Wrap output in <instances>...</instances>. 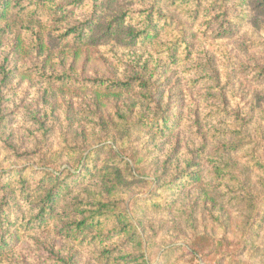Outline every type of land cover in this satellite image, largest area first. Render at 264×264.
Returning a JSON list of instances; mask_svg holds the SVG:
<instances>
[{
    "label": "trees",
    "instance_id": "trees-1",
    "mask_svg": "<svg viewBox=\"0 0 264 264\" xmlns=\"http://www.w3.org/2000/svg\"><path fill=\"white\" fill-rule=\"evenodd\" d=\"M53 1L0 0V44L12 35V55L17 60L29 57L42 79L68 86L72 78L68 71L48 67L57 56H78L92 42L94 27L91 21L89 28L74 24L51 30L45 24L57 12ZM92 1L99 13L102 0ZM107 1L105 12L115 16L107 21L112 38L123 32L132 40L141 36L144 44L149 41L159 45L156 41L162 40L174 66L183 67L185 59L194 63L190 65V75H168L164 89L150 91L142 77L95 80L96 89L114 95L139 90L136 99L141 103L145 104V95H149L157 108L163 109L165 93L172 83L181 98L179 115L175 114L173 123H169L167 115L156 121L149 106L135 110L136 102L122 111L120 119H112L113 126L106 130L112 144L90 149L87 154L86 148H76L68 139L59 144L52 142L49 134L56 125L48 124L46 128L41 123L38 138L43 145L38 143V164L52 169L38 171L40 181L36 185H30L24 174H3L0 256L9 253L10 237L18 240L23 228L31 225L32 211V228H37L38 222V228H42L50 218L61 217L59 206L74 211L71 201L75 197L67 183L70 177L65 175L72 168L76 171L71 172L74 182L83 189V200L93 208L84 214L78 211L79 216L67 212L62 222L71 221L75 226L66 228L65 233L73 242L78 235L95 232L93 245L98 251L102 248L95 258L99 264H149L152 257L169 261L174 254L195 259L203 257L201 247L215 246L228 238H235L238 251L223 253L218 264H264V0H166L164 5H160L162 0H135L146 18L143 32H138L133 20L127 18L122 3ZM237 11L243 15L241 22L235 20ZM118 19L120 23L114 25ZM246 24L248 31L239 39L244 47L237 54L249 57L252 64L249 75H242L238 85V75H233L227 66L221 68L204 46L210 39L235 37ZM52 32L57 34L53 45ZM10 76L3 75L0 81V125L4 132L8 118L3 109L8 101L3 86ZM240 102L244 104L239 106ZM143 132L149 135L146 144L141 142ZM108 147L114 154L101 161V152ZM66 148L83 154L70 155L66 159L69 165L61 170L60 158L55 156ZM93 168L96 179H91L92 184L86 179L80 181V177L75 179L79 169L81 176L82 169ZM146 174L154 176L155 187L150 195L161 192L135 199L138 204L127 208L120 199L133 186L146 183L142 180ZM26 204L30 205L28 211L20 212ZM104 219L113 225L107 233ZM220 230L223 234L219 237ZM113 241L116 246L111 248Z\"/></svg>",
    "mask_w": 264,
    "mask_h": 264
},
{
    "label": "rangeland",
    "instance_id": "rangeland-1",
    "mask_svg": "<svg viewBox=\"0 0 264 264\" xmlns=\"http://www.w3.org/2000/svg\"><path fill=\"white\" fill-rule=\"evenodd\" d=\"M165 1L162 0L160 5H164ZM118 2L122 3L124 10H127V18L133 20V25L138 27V32H143L142 23L146 18L142 16V11L139 12L135 0H118ZM59 4L64 5V7L62 8ZM107 4V0H102L99 13H96L92 0H54L52 2V7L56 8L57 12L49 18L50 22L45 24L51 30L74 24H82L89 28L91 21L94 27L90 36L92 42L78 56H74L72 53L57 56L51 62V66L48 67L49 70L68 71L67 73L71 74L70 77H72L68 86H59L42 79L37 74L36 63L32 62L29 57L17 60L12 55V43L15 38L12 35L6 36L4 43L0 44V81L3 79V75H11L6 85L3 86L6 93L5 101L8 102H6V107L2 109L8 118V125L6 132L0 125V192L3 187L2 177L5 173L24 174L30 185H36L40 181L38 171L52 169L51 166L41 167L38 164L41 155L38 143L43 145V142L38 138L41 133L38 129L42 125L41 123L46 128L48 124L56 125L52 134H49L52 142L59 144L68 139L74 143L73 146L76 148H86L84 153L87 154L90 149H99L106 143L112 144L106 134L107 128L113 126L112 119H120L122 111L126 110L127 106H133L136 102L138 105L135 110L149 106L152 111V118L156 121L161 120L157 119L161 118V115H167L170 117L169 123H173V118L175 119V116L179 115L181 98L172 83L165 93L163 109L157 108V105L152 101L153 97L150 98L149 95H145L146 103H141L140 99H136V94L139 95L140 93L139 90L132 91L131 94L114 95L96 89L95 80L110 78L126 81L136 77H142L148 83L150 91L156 90L157 87L164 89L165 86H168L166 79L168 75H177V77L178 75H190V65L194 63L186 62L185 59L183 67L174 66L167 58L166 48L165 45H162V40L156 41L159 42V45L149 41L144 44L141 36L132 40V36L123 32H118L112 38V34L107 28V21L115 16L113 13L110 15L109 12H105ZM30 8L33 9L34 6L31 5ZM234 15L235 20L241 22L243 15H240L239 11ZM95 18L99 20L95 21ZM44 20H47V16L44 17ZM120 21L118 19L113 24L118 25ZM247 28L248 24L242 26L241 33L231 39L214 41L210 39L204 46L214 54L213 57L217 59L221 68L227 66L233 75H238L236 79L238 85H241L242 75H249L252 64L249 57L240 58L237 54L244 47L240 45L239 39L248 31ZM210 34L211 32H209ZM56 35L52 32L50 44L57 43L54 40L57 39ZM212 41L214 42L213 45L211 44ZM199 54H196V58ZM234 55L236 57L233 59ZM255 57L258 58V56ZM240 61L244 65H241ZM49 70L46 71L53 73ZM138 72L140 74L135 75ZM191 74L195 75L194 73ZM160 75L164 76L162 80L158 81ZM242 89L244 88L242 87ZM238 104L242 106L244 103ZM1 116L2 114H0ZM189 124L188 117L187 125ZM141 138V142L148 143L149 135L143 132ZM57 154L55 157L60 158L61 170H65L69 165L66 159H69L72 154H78L80 157L83 151L79 152L66 148ZM110 154L113 155L114 151L108 147L101 152L99 159L102 161L108 158ZM95 156L97 158L99 155L96 153ZM95 158H92V161ZM82 170L81 176H79L80 169L78 170L75 179L80 177V181L86 179V183L92 184L91 179H96V176L92 174L94 168ZM74 171L75 169L71 168V172ZM71 172H65V175L70 177L67 183L71 186L70 191L75 197L71 201L74 211L72 209L71 211L72 214L79 216V212L84 214V211H87L89 207L93 208V205L83 200V189L74 182ZM142 180L146 183L133 186L127 195L120 199V202L125 204L127 208L130 207V204H138L135 199L143 200L155 193L150 195L155 187L154 176L146 174ZM160 192L161 190L155 194ZM165 192L169 193L167 189ZM29 207L28 204L24 205L20 212L24 209L28 211ZM58 210L62 216L56 219L50 218L49 224L43 223L45 226L43 225L42 228H38L39 222L37 228L31 227L35 223V212L32 211L29 215L31 225L23 228L18 240L13 236L10 237V251L5 253L3 257L0 256V264H99L95 258L102 251V248L98 251L93 245L95 242L92 240V234L95 232L90 231L88 236L78 235V239L73 240V242L68 240L65 229L75 225L71 221L63 223L62 219L66 217L67 212L71 213V211L69 208L65 209L60 206ZM104 221L106 224L105 233H107L113 225L107 219ZM208 225L211 229L212 224L208 223ZM222 234L223 231H218L219 237ZM115 246V241L109 245L111 248ZM237 248L235 238H228L218 245L201 247L203 257L198 256L193 259L188 255L174 254L173 260L169 259V261L166 259L160 261L159 258L154 259L152 257L149 264H218V259L223 253L232 254L238 251ZM178 258L181 259L177 260ZM236 264L238 263L236 262Z\"/></svg>",
    "mask_w": 264,
    "mask_h": 264
}]
</instances>
